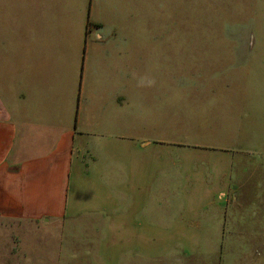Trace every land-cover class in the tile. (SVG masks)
I'll return each instance as SVG.
<instances>
[{
    "label": "rangeland",
    "instance_id": "374dc122",
    "mask_svg": "<svg viewBox=\"0 0 264 264\" xmlns=\"http://www.w3.org/2000/svg\"><path fill=\"white\" fill-rule=\"evenodd\" d=\"M92 1L102 25L62 34L87 73L99 66L98 103L120 88L107 42L145 41L144 71L114 106L122 121L80 137L67 221L94 217L98 258L114 263L123 245L144 264H264V0ZM56 228L49 264H65Z\"/></svg>",
    "mask_w": 264,
    "mask_h": 264
},
{
    "label": "crops",
    "instance_id": "0c3cea01",
    "mask_svg": "<svg viewBox=\"0 0 264 264\" xmlns=\"http://www.w3.org/2000/svg\"><path fill=\"white\" fill-rule=\"evenodd\" d=\"M112 3L119 11L118 2ZM92 5V0H0V219L26 225L20 234L0 231V264H49V232L55 226L65 264H144L141 249L122 244L118 262L108 255L98 258L103 235L98 229L104 228L92 216L74 213L67 221L70 190L82 173L80 137L109 127L115 115L114 124L122 121L114 106L129 94L131 74L144 68L145 41L107 42L120 88L105 89L116 92L105 95L109 102L98 103L96 98L104 95L97 86L99 66L87 73L90 60L66 54L62 34L75 20L78 28L86 26V36L90 22L102 25ZM83 96L88 102H82Z\"/></svg>",
    "mask_w": 264,
    "mask_h": 264
}]
</instances>
